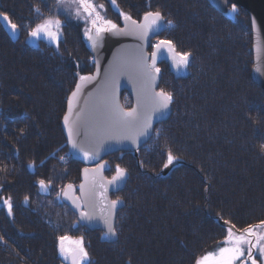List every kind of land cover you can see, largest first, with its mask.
<instances>
[{
  "label": "trees",
  "instance_id": "1",
  "mask_svg": "<svg viewBox=\"0 0 264 264\" xmlns=\"http://www.w3.org/2000/svg\"><path fill=\"white\" fill-rule=\"evenodd\" d=\"M91 2L113 23L121 13L140 20L159 11L172 22L163 38L191 54L188 75L176 79L161 66L170 118L137 155L104 160L107 177L117 165L127 172L123 189L111 194L123 205L116 240L107 242L61 197L67 185L77 189L82 170L61 118L79 77L93 71L84 23L63 14L58 0H0V13L18 26L9 32L0 16V264H66L61 236L81 238L84 264H194L222 245L229 226L242 231L264 221V93L250 76V20L239 7L223 17L207 0ZM45 19L61 22L59 47L30 43ZM169 150L177 163L165 170ZM41 179L51 188L39 199Z\"/></svg>",
  "mask_w": 264,
  "mask_h": 264
},
{
  "label": "snow or ice",
  "instance_id": "2",
  "mask_svg": "<svg viewBox=\"0 0 264 264\" xmlns=\"http://www.w3.org/2000/svg\"><path fill=\"white\" fill-rule=\"evenodd\" d=\"M60 2L62 3L63 0H60ZM75 2L78 4L76 14L79 16L82 9L86 13V22L90 21L91 23V28L85 29V35L93 46L101 39V34L104 32L121 33L124 31L111 20L101 17L91 0H75ZM111 3L115 5L116 0H111ZM99 7L102 8L103 5ZM231 11H237L235 4L232 5ZM121 15L126 22L128 30L137 34L141 39H145L149 32H156L162 27L163 18L159 11L146 12L143 21L140 23L123 13ZM0 16L8 22L11 30L15 32L18 26L12 23L7 15L0 13ZM168 24L171 25L172 22L168 21ZM60 27L61 22L58 19H45L42 23L36 24L29 32V36L33 38L43 36L49 41L56 43L57 47H59ZM152 47L154 51L151 53V63H149V57L140 48L130 60L118 61L113 65L111 72L106 69L105 80L98 92V96L86 101L85 109H81V112L77 114V119L73 121L71 116L74 103L85 84L95 79L94 76L82 75L79 77L80 83L76 85V89L72 92L68 101V114L64 117V124L67 128L68 142L72 144L73 149L83 153L85 159L96 158L100 148L107 140H129L132 143H136L141 136L148 134L151 128L152 115L167 109L171 103V94L163 90L160 92L153 90L156 74L161 71L156 66L157 58L163 52H167L170 54L174 65L186 67L191 54L188 52H177L171 40H160ZM125 73L129 75L130 79H133L137 88V107L129 111L123 110L116 98L119 76ZM97 74H99V68L97 69ZM94 114L96 116L95 120L93 119ZM82 135L85 137L84 142H77L76 138ZM261 148L264 150V145H261ZM175 160L176 157L169 150L164 168L173 165ZM103 168L104 165L99 166L91 181L88 179L89 170L87 168L84 169L85 183L80 185L79 191L84 200L83 207L86 210L80 212V217L81 219L91 220L99 206L107 228L105 235L114 236L116 230L112 223V210L119 201L113 200L110 203H106L108 189L102 180L96 179V175ZM125 175L126 170L117 165L115 175L111 180L107 181V184L117 185L123 180ZM39 185L45 191L49 187L43 179L39 181ZM73 190V185L69 184L61 191L65 197L72 200L77 209H80L82 207L80 203L81 197L70 196ZM10 200L11 198L3 200V203L8 207L9 214L12 211ZM27 200L28 197H25V201ZM227 223L226 221L225 224ZM234 228V225L228 227L227 235L222 245H217L214 250L196 258L194 264H248L249 261L250 264H257L258 257L256 253L259 254L260 258H264V221L244 228L242 231H234ZM59 241L60 253L65 259L71 256L72 264H84L88 260V253L83 247L82 240H72L68 236H61ZM66 242L68 246H66Z\"/></svg>",
  "mask_w": 264,
  "mask_h": 264
},
{
  "label": "water",
  "instance_id": "3",
  "mask_svg": "<svg viewBox=\"0 0 264 264\" xmlns=\"http://www.w3.org/2000/svg\"><path fill=\"white\" fill-rule=\"evenodd\" d=\"M212 7H214L217 11L226 14L227 13V6L228 4H236L242 7L248 14L250 23H251V29H252V37H253V67L251 72V77L253 81L262 87L264 91V0H208ZM143 21V18L140 22ZM139 22V23H140ZM130 23V22H128ZM164 28V23L162 20V27L156 31V32H149L147 37L145 39H141L137 34L131 32L128 30L126 26V22L123 20V29L124 31L121 33H113V32H106L101 34V39L96 43L95 46H93L92 42H90V49L91 53L94 58V71L87 75V76H94L95 79L89 81L85 86L82 88L76 102L73 105V113L71 116V120L75 121L77 119V114L81 112V109H85L86 101H90L91 99H94L98 96L99 90L102 88V85L105 80V70L108 69L109 72H111V69L113 65H115L118 61H128L132 58L134 53L140 48H144V46L148 45L150 42V38L158 35L161 33V29ZM11 32V31H10ZM13 33V31L11 32ZM15 33V32H14ZM94 35V31H93ZM154 51V50H153ZM145 53V52H144ZM147 55V53H145ZM162 61H167L170 70L177 76V77H184L187 75V66H180L177 67L173 64L170 54L167 52H163L161 55L158 56L156 65L161 63ZM151 63V61H150ZM99 68V74H97V69ZM160 81L159 74H156L155 83L153 86V90L155 92L158 84ZM80 83V80H78L71 91L68 101L71 98L72 92L75 91L76 85ZM127 90L131 93L134 103V108L137 107V88L134 85L133 79L129 78V75L127 73L121 74L119 76L117 89H116V98L119 103V97L122 93V91ZM121 106V104L119 103ZM122 107V106H121ZM171 112L170 104L168 105V108L163 110L162 112H156L152 115L151 119V128L149 129V132L145 136H141L136 143H132L129 140H107L103 146L100 148L98 155L96 158H89L85 159L83 156V153L79 152L77 149H73L72 144L68 142V135H67V128L64 124V117L68 114V102H67V110L65 112V115L63 116L62 120V129L65 135V138L67 140L68 144V150L69 153L72 156V159L82 163L85 167L89 170L88 173V179L89 181L92 180L93 174L96 173V170L99 168L100 165H104V168L106 164L101 162L103 158L106 156L117 152L121 150H131L135 151L138 149L142 144L147 142V140L151 137L154 126L163 120H166ZM93 119H96L95 114L93 115ZM77 142L82 143L85 140V137L79 136L76 138ZM101 162V163H100ZM99 163V164H98ZM176 162H174L173 165H175ZM173 165H170L168 168L172 167ZM104 168L99 171V173L96 175L97 180H102L108 191H107V201L106 203H110L112 200L109 197L110 192H117L119 191L126 179L127 174L123 178L122 181H120L117 185H109L107 184V181L111 180V178H106L104 176ZM84 169L81 172V181L78 186V194L81 197L80 203L83 207L84 200L83 197L79 191L80 185L82 183H85V176H84ZM70 196H76L75 191L70 193ZM62 198L64 202H66L71 209L76 211L79 215L80 222L85 225L86 227H89L90 230H102L105 233L107 232L106 225L104 223V220L102 218V214L100 212L99 206L97 207L96 214L93 216L91 220L87 219H81L80 217V209H77L76 206L72 203V200L68 197H65L62 193ZM119 201V203L116 205V207L112 210V223L114 225L115 216L117 210L121 207L122 201ZM84 208V207H83ZM85 209V208H84ZM86 210V209H85ZM107 241H114V236H106ZM71 263L72 259L71 256H69Z\"/></svg>",
  "mask_w": 264,
  "mask_h": 264
},
{
  "label": "rangeland",
  "instance_id": "4",
  "mask_svg": "<svg viewBox=\"0 0 264 264\" xmlns=\"http://www.w3.org/2000/svg\"><path fill=\"white\" fill-rule=\"evenodd\" d=\"M208 1V0H207ZM93 3V2H92ZM58 6L59 7H61V11L63 12V14H66L68 17H70V18H72V19H76V20H78V21H81V22H83L84 23V35H85V29L86 28H91V23H90V21H87L86 22V20H85V16H86V13H84L83 12V10L81 9L80 10V15L78 16L77 14H76V12H77V8H78V4L75 2V0H63V2L61 3L60 2V0H58ZM94 4V3H93ZM95 6H96V11L97 12H99V14H100V16L101 17H103L104 19H106L105 18V16H104V14H103V10H101L102 8L101 7H99V5L97 6L96 4H94ZM231 9H232V7L230 8V12H229V16H233V12L231 11ZM243 9V8H242ZM244 10V9H243ZM245 11V10H244ZM246 12V11H245ZM247 13V12H246ZM248 15V14H247ZM228 16V15H227ZM144 17V16H143ZM142 17V18H143ZM248 18H249V16H248ZM54 20V19H53ZM57 20V19H56ZM107 20V19H106ZM123 20H124V18L123 17H121V19H120V21L122 22V26L121 27H119V28H123ZM133 20H135V19H133ZM250 20V19H249ZM119 21V22H120ZM135 21H137V20H135ZM168 21L169 20H167V19H165V18H163V23H164V27H165V29L168 27V28H170V26L171 25H169L168 24ZM138 23L140 22V21H137ZM116 24V23H115ZM250 26H251V23H250ZM6 27H7V30L10 32H12V30H11V28H10V26L8 25V24H6ZM94 31V30H93ZM13 34H14V32H13ZM95 34V33H94ZM163 33H161L160 34V36H157V37H155V38H153L152 39V45H154L155 43H157L158 41H160V40H168V39H165V38H163ZM60 37V36H59ZM85 37H86V41H87V43H88V48H89V51H90V55H91V58H92V63H93V61H94V58H93V55H92V53H91V49H90V42H89V39H88V37L85 35ZM40 39H43V40H46V41H48V42H50V43H52V44H56V43H54V42H51V41H49L47 38H45V37H43V36H41L40 38H33V37H30L29 38V41H30V43H36L38 40H40ZM253 40V37H252V29H251V41ZM253 42V41H252ZM157 67H159L160 69H161V71H160V73H159V76H160V81H161V75H162V68H161V66H167V63L166 62H164V61H162L161 63H159V64H157L156 65ZM167 70L169 71V73L173 76V77H175L176 79H184V78H186L187 77V75L186 76H184V77H177L170 69H168V66H167ZM93 71H94V68H93ZM92 71V72H93ZM160 81H159V84H158V87H157V90H158V92H160L161 90H159V86H160ZM170 108H171V103H170ZM170 116H171V112H170V115H169V117L168 118H170ZM167 118V119H168ZM166 119V120H167ZM158 124H160V122H158L155 126H154V129H155V127L158 125ZM154 129H153V132H154ZM153 132H152V134H153ZM65 136V135H64ZM152 136V135H151ZM151 138V137H150ZM149 138V139H150ZM149 139L147 140V142L149 141ZM67 141V140H66ZM147 142H145L144 144H142L139 148H141L143 145H145ZM139 148L138 149H136L135 151H130V152H132L134 155H137V151L139 150ZM126 151H129V150H121V151H117V152H114V153H112V154H115V153H120V152H126ZM112 154H110V155H112ZM110 155H108V156H110ZM108 156H106V157H108ZM105 157V158H106ZM72 158V157H71ZM105 158H103L102 160H101V162H105L104 160H105ZM106 163V162H105ZM177 163V162H176ZM106 167H107V165L105 166V168H104V171H105V169H106ZM167 168H165V170H166ZM165 170H164V172H165ZM103 171V172H104ZM126 174H127V172H126ZM115 175V172L109 177V178H112L113 176ZM105 177H106V175H104ZM127 180V179H126ZM80 181H81V178H80ZM126 182V181H125ZM80 183V182H79ZM124 185H125V183H124ZM124 185H123V187H124ZM123 187L121 188V189H123ZM66 188V187H65ZM73 189H74V191H78V186H77V189H75L74 187H73ZM120 189V190H121ZM119 190V191H120ZM119 191H117V192H119ZM112 193H116V192H110L109 193V197H110V199L113 201V200H120V199H112L111 198V194ZM61 197H62V194H61ZM62 200H63V198H62ZM64 201V200H63ZM120 201H122V200H120ZM64 203H66V202H64ZM67 204V203H66ZM68 205V204H67ZM122 205H123V202H122ZM122 205H121V207L118 209V211L122 208ZM69 206V205H68ZM70 207V206H69ZM72 210V209H71ZM117 211V212H118ZM117 212H116V214H117ZM116 217V216H115ZM78 221H79V217H78ZM99 230V229H98ZM99 231H101V232H103V234H104V240H106V235H105V232L104 231H102V230H99ZM72 240H81V238H74V237H70ZM115 240H116V234H115ZM114 240V241H115ZM107 241V240H106ZM114 241H112V242H114ZM107 242H110V241H107ZM59 244H60V241H59ZM66 246H68L67 245V242H66ZM60 250V249H59ZM61 256L63 257V259H64V261L66 262V264H72L71 263V260H70V258H68V259H65L64 258V256L61 254ZM263 262H264V258H263ZM248 264H250V261L248 262Z\"/></svg>",
  "mask_w": 264,
  "mask_h": 264
},
{
  "label": "bare ground",
  "instance_id": "5",
  "mask_svg": "<svg viewBox=\"0 0 264 264\" xmlns=\"http://www.w3.org/2000/svg\"><path fill=\"white\" fill-rule=\"evenodd\" d=\"M209 2V1H208ZM210 4V3H209ZM211 5V4H210ZM232 5L233 4H228V6H227V13L226 14H224V13H221V12H219V11H217L214 7H212V8H214V10L218 13V14H220V15H222L223 17H225V16H227V15H229V12H230V8L232 7ZM236 5V4H235ZM236 7H239V8H241L242 9V7H240L239 5H236ZM163 18V17H162ZM142 20V18L140 19V20H137V21H141ZM119 27H121L122 26V22L120 21V22H117L116 23ZM166 29H165V27L163 28V29H161L160 31H161V33H164V31H165ZM104 33H106V32H104ZM161 33H159L158 35H156V36H154V37H151L150 38V42H149V44L148 45H146V46H144V48H143V51L145 52V53H147V56L149 57V63H150V61H151V53H152V51L154 50V48L152 47V39L153 38H155V37H157V36H160V34ZM252 46H253V43H251V52H252V58H253V50H252ZM139 49H140V47H139ZM164 62H166L167 63V66H168V69H170L169 68V65H168V62L167 61H164ZM189 63H190V58H189ZM189 63H188V65H187V75H188V72H189V70H188V66H189ZM92 65H93V68H94V61H93V63H92ZM252 67H253V63H252V66H251V68H250V76H251V72H252ZM91 74V73H90ZM251 79H252V77H251ZM252 81H253V79H252ZM254 82V81H253ZM255 83V82H254ZM256 84V83H255ZM261 90H262V92L264 93V91H263V89H262V87L261 86H259L258 84H256ZM103 86V85H102ZM156 91H158L157 89H156ZM71 93V92H70ZM70 93H69V95H70ZM69 95H68V97H69ZM68 97H67V102H68ZM123 98H125V99H123ZM126 101V102H125ZM119 103L121 104V108L123 109V110H125V111H129V110H131L132 108H134V103H133V98H132V95H131V93L129 92V91H127V90H124V91H122V93H121V95H120V97H119ZM66 110H67V103H66V108H65V112H66ZM65 115V113L63 114V116ZM63 116H62V118H61V128H62V120H63ZM163 122H166V120H163V121H161L160 122V124H162ZM62 131H63V129H62ZM63 134H64V132H63ZM69 151V150H68ZM129 151H131V150H129ZM69 155H70V157H72L71 156V154L69 153ZM73 161H75V162H77V163H79L81 166H82V170L84 169V165L82 164V163H80V162H78V161H76V160H74V159H72ZM101 163V162H100ZM103 163V162H102ZM99 164V163H98ZM106 164V163H105ZM107 165V164H106ZM168 169V168H167ZM82 170H81V172H82ZM104 175H105V172H104ZM80 178H81V173H80ZM106 178H109V177H107L106 176ZM80 182V181H79ZM78 186H79V184H78ZM51 188V186L48 188V189H50ZM40 193H39V195H41V196H39V199H42V198H44L45 197V195H47V194H49V192H47L48 190H42L41 188H40ZM43 193H46L45 195H43L42 196V194ZM75 195L76 196H79V194H78V191H75ZM80 210L81 211H83V210H85L83 207H81L80 208ZM72 211L76 214V216L77 217H79V215H78V213L76 212V211H74L73 209H72ZM118 211V210H117ZM79 222H80V220H79ZM115 222H116V217H115V221H114V227H115ZM80 224L82 225V226H84L85 227V229H88L89 227H86L85 225H83L81 222H80ZM229 227H231V226H229ZM90 230V229H89ZM96 230H98V229H96ZM234 231H238V230H236L235 228H234ZM254 252H255V250H254Z\"/></svg>",
  "mask_w": 264,
  "mask_h": 264
}]
</instances>
